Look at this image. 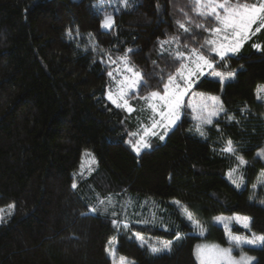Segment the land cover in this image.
Here are the masks:
<instances>
[{
    "label": "trees",
    "instance_id": "16d2710c",
    "mask_svg": "<svg viewBox=\"0 0 264 264\" xmlns=\"http://www.w3.org/2000/svg\"><path fill=\"white\" fill-rule=\"evenodd\" d=\"M127 5L0 0V208L15 205L0 223V264H112L106 247L132 264H197L194 248L201 242L237 248L236 254L253 258L251 264H264V246L235 247L222 227L210 223L219 215L239 214L251 218L250 229L235 225L233 232L264 234L262 188L256 194L252 187L263 166L256 153L264 148V98L257 99L256 91L264 85V51L252 44H264V31L229 56L233 79L221 85L202 77L195 85L198 92L218 96L224 108L212 125H204L206 136L194 130L186 109L164 140L151 137V147L137 155L126 141L148 114L140 110L139 96L156 90L161 76L166 79L178 66L169 55L177 45L161 49L158 41L179 35L183 50L184 44L199 47L208 33L195 28L203 21L191 12L189 0H127ZM184 12L193 18L188 34L177 27ZM105 13L113 15L110 29L101 27ZM127 49L144 76L132 93L137 108L132 113L107 99L115 85L108 72L117 65L104 53L115 60ZM228 139L250 162L243 188L227 179L233 160L220 148ZM97 195H113L117 212L132 201L128 229L114 228L113 217L102 210L88 212ZM173 201L203 223V236ZM133 233L171 241V247L153 253Z\"/></svg>",
    "mask_w": 264,
    "mask_h": 264
},
{
    "label": "snow or ice",
    "instance_id": "6c2138e0",
    "mask_svg": "<svg viewBox=\"0 0 264 264\" xmlns=\"http://www.w3.org/2000/svg\"><path fill=\"white\" fill-rule=\"evenodd\" d=\"M124 6L127 0H121ZM191 12L195 17L200 18L203 22L196 23L195 28L201 29L208 33L199 47H189L187 44L180 46L181 37L173 35L166 40L158 41L161 49L165 44L177 45V47L169 52L175 67L174 72H170L165 79L161 76L160 85L156 90H150L145 95L139 96L143 101V112H148L147 122H139L138 130L130 132L131 137L126 141L132 150L140 155L143 149L151 147L150 137L158 136L160 140H164L169 131L177 125L185 114L186 109H190L193 113L192 119L196 121L194 130L202 137L206 136L204 125H212L214 118L224 111L223 105L220 103L218 96L208 95L203 92H196L194 86L200 78L211 76L218 79L221 85L227 80L235 77L236 71L229 70L227 60L230 55H235L240 51L245 43L252 39L253 36L264 31V0H189ZM183 11V10H182ZM185 20L177 21V27L183 33L192 32L189 25L193 24V18L188 12H184ZM212 21V26H209ZM114 26L113 15L105 13L101 20V27L110 29ZM69 37L72 36L71 31L68 32ZM79 35V33H77ZM90 39L92 34L89 33ZM252 47L258 51H264V44L253 43ZM95 50V46L93 48ZM132 49H127L122 55L112 59L110 53L105 52L104 56L110 65H117L113 71L108 72V76L113 79L116 90L108 89L107 99L116 107L127 111L135 112L136 109L129 103V97L132 93H138L140 86L144 83L143 73L132 64L128 55ZM219 58V59H217ZM155 63V62H153ZM120 78L117 79L116 77ZM257 99H262L260 94L264 93V85L257 86ZM229 120L235 117H228ZM135 138V142L133 139ZM222 154H227L233 160L232 166L228 170V178L236 185L237 188L245 184V176L249 161L244 155L239 154L234 142L230 139L223 142L220 148ZM85 156L91 157V153L85 152ZM256 158H264V148H260L256 153ZM91 163H95L94 157H91ZM259 183L264 186V168L259 173ZM75 189L77 184H72ZM253 188L257 185L253 184ZM250 199L252 197L250 196ZM181 209L185 219L192 225L194 229H199V235L203 236L205 229L195 218L193 213L189 211L187 206H182L180 201H173ZM264 203V201H262ZM117 201L113 195H107L101 198L96 197V203L88 209L90 213H98L103 211L110 214L113 219L111 221L114 228H129V221L126 218V210L132 205L129 200L119 205L121 211L116 210ZM10 210L15 209L14 204L7 205ZM11 215L12 212L7 213ZM153 215H155L153 213ZM4 219V209H0V222ZM217 223H225L226 237L229 244L235 247L241 245H260L264 246V234H255L251 237L234 234L229 224L231 222L241 223L244 228L250 229L251 218L233 214L230 217L217 216L214 217ZM147 223V221H143ZM138 240L147 244L148 248L153 252H160L164 249H170L171 241H159V247L156 244L148 243L144 240L140 233H133ZM177 238H181L179 232ZM112 244V241L109 242ZM142 244V246H143ZM106 252L113 259V264H132L126 257L120 256L116 258V249L114 247H106ZM233 248H223L219 245H203L197 247V257L200 264H251L252 257L241 254L239 258L232 255Z\"/></svg>",
    "mask_w": 264,
    "mask_h": 264
},
{
    "label": "rangeland",
    "instance_id": "374dc122",
    "mask_svg": "<svg viewBox=\"0 0 264 264\" xmlns=\"http://www.w3.org/2000/svg\"><path fill=\"white\" fill-rule=\"evenodd\" d=\"M205 77H209V78H212V79H216V78H213V77H211V76H205ZM118 78H120V77H117V79ZM201 79V78H200ZM216 80H218V79H216ZM228 81V80H227ZM195 87V86H194ZM113 90L115 91L116 90V85H114L113 86ZM195 90V89H194ZM196 91V90H195ZM196 92H198V91H196ZM134 99V97H132V94H130V97H129V103L132 105V107H134L135 109H137L136 107H135V105L134 104H132V102H130V101H132ZM189 110V115H190V117H191V119H192V116H193V113L191 112V110L190 109H188ZM148 115H150V113H148L147 115H146V117L145 116H142L143 117V120H141V121H144L145 123L147 122V117H148ZM219 116V115H218ZM217 116V117H218ZM217 117H215L214 118V120L217 118ZM144 118H145V120H144ZM193 120V119H192ZM194 121V120H193ZM196 122V121H195ZM173 129V128H172ZM171 131V130H170ZM154 137V136H153ZM151 138V137H150ZM88 153H90V152H88ZM94 155L91 153V157H93ZM87 158H90V157H88L87 156ZM95 159V158H94ZM259 160L261 161V163H262V168H264V158H259ZM260 172H261V170H260ZM228 179V181H229V183H231V184H233L232 182H231V180L229 179V178H227ZM259 180H260V177L258 178V180L256 179L255 180V184L257 185V187L256 188H254L253 189V191H256V194H257V189H259V188H262L261 190V194H263V196H264V186H261V184L259 183ZM245 183H246V180H245ZM234 185V184H233ZM245 185V184H244ZM244 185H241V187H239V188H243L244 187ZM236 186V185H235ZM262 201H264V198H262L261 199V202ZM264 205V204H263ZM0 209H4V217L5 216H10V215H8L7 213L9 212V211H11V212H13V210H10V209H8L7 208V206L6 207H1ZM184 216V215H183ZM219 216H225V217H230V216H232V215H229V216H226V215H219ZM185 217V216H184ZM196 218V217H195ZM197 219V218H196ZM186 220V219H185ZM198 220V222L202 225V227H203V223L199 220V219H197ZM187 221V220H186ZM188 222V221H187ZM1 223V222H0ZM210 223H215L216 225H218V226H220V227H222L223 229H224V233H226V229H225V223H228V222H225V223H217L214 219L210 222ZM235 225H239L240 227H243L242 226V224L241 223H236V222H231L230 224H229V226H230V229H231V231H232V228L235 226ZM204 228V227H203ZM244 228V227H243ZM245 230H248V228H244ZM195 230V234H197V235H199L198 233H199V229H194ZM233 232V231H232ZM234 234H237V233H235V232H233ZM238 235V234H237ZM201 236V235H200ZM225 236H226V234H225ZM243 236H246V235H243ZM144 240H146V241H148V243H153V244H156V246L157 247H159V241H161V239H148V238H144ZM163 241H166V240H163ZM139 242L141 243V244H143V241H141V240H139ZM143 245H146L147 246V244H143ZM203 245H218V244H214V243H207V242H201V243H199V244H197L196 245V247L194 248V256H195V259H196V262H197V264H200V261H199V259H198V257H197V247L198 246H203ZM244 245H247V244H244ZM220 246V245H219ZM242 246V245H241ZM249 246H252V247H258V246H260V245H249ZM148 247V246H147ZM222 247V246H221ZM223 248H228V247H223ZM168 249H164V250H162V251H160V252H164V251H167ZM237 250V248L236 249H234L233 248V252H232V255L234 256V257H237V258H239L240 257V255L241 254H243V253H239V254H236L234 251H236ZM160 252H156V253H160ZM244 255H246V254H244ZM246 256H249V255H246ZM250 257V256H249ZM117 258V261H118V258H119V256H117L116 257ZM112 259V258H111ZM251 263H252V261H251ZM112 264H113V259H112Z\"/></svg>",
    "mask_w": 264,
    "mask_h": 264
}]
</instances>
